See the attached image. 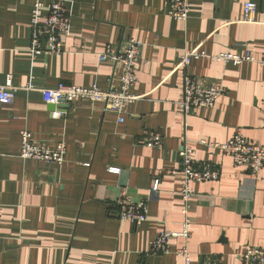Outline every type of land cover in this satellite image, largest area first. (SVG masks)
Wrapping results in <instances>:
<instances>
[{"label":"crops","instance_id":"obj_1","mask_svg":"<svg viewBox=\"0 0 264 264\" xmlns=\"http://www.w3.org/2000/svg\"><path fill=\"white\" fill-rule=\"evenodd\" d=\"M34 1L0 0V85L10 75L19 88L10 104H0V264H182L174 253L149 250L160 231L180 229L177 152L184 140L195 162H210L222 173L216 181L190 184L191 264L213 258L241 264L246 246L264 250V165L253 176L210 146L237 130L264 145V66L214 59L222 52L264 56V0H189L185 21L168 16L166 0H60L70 15L62 51L32 56ZM245 2L257 4L252 22L243 20ZM128 38L142 43L132 89L139 97L121 122L101 103L83 99L50 110L37 89L25 88L62 82L117 89L122 68L99 62L97 54ZM185 50L204 56L182 68ZM185 74L221 84L212 107L184 115ZM23 130L50 147L63 143V162L20 158ZM152 133L162 137L161 148L143 144ZM121 198L147 200V219H119ZM181 245L171 241L172 249Z\"/></svg>","mask_w":264,"mask_h":264},{"label":"built area","instance_id":"obj_2","mask_svg":"<svg viewBox=\"0 0 264 264\" xmlns=\"http://www.w3.org/2000/svg\"><path fill=\"white\" fill-rule=\"evenodd\" d=\"M167 14L169 17L185 21L189 17V0H166ZM243 20L252 22L255 19L257 4L245 2L243 4ZM30 39L29 52L32 56L38 54L50 55L62 51L64 38L70 31V15L60 0H52L46 5L42 0H35L30 12ZM142 43L139 39L128 38L119 44H107L102 52L97 54L99 62L109 61L114 66L122 68L117 89H101L96 84L89 87L77 86L74 84H64L59 82L54 88L35 87L28 84L27 90L37 89L42 100L46 104L58 106H71L73 101L83 99L91 103H101L104 111L117 115V121L123 120L126 107L133 103L139 96L132 93L136 84V68L141 54ZM204 56L203 52L196 50H185L179 59V65L185 68L191 59ZM217 61L240 64L242 62H257L264 66V56L255 58L246 51L242 54L222 52L214 56ZM19 90L13 86L11 76H7L4 84L0 85V104H10ZM221 84L216 82H204L198 77H183L182 97L179 105L187 115L196 108H210L214 105L219 96L223 93ZM63 109V108H62ZM59 112L51 116L58 115ZM200 143H205L202 140ZM143 144L148 147H162V137L158 133L147 135L143 139ZM217 147L231 158L234 167L244 166L253 176L258 175L264 165V145L247 140L243 134L237 130L231 138L223 144H210ZM65 145L63 143L50 147L47 144L32 138L31 133L23 130L20 138L19 157L23 159H33L47 163L61 164L64 160ZM178 154L181 161L182 183L179 190L183 207L181 209L182 219L180 229L176 231L162 230L153 239L150 245L152 254L174 253L182 259V264H191V255L187 242L191 235V219L189 217V202L194 198L195 193L191 189L192 182L216 181L221 176V171L210 162L198 164L192 158L193 147L186 141L181 144ZM111 172H118V168H109ZM158 179L155 180L151 194L158 189ZM115 215L125 221L134 224L147 219V200L132 202L128 198H121L116 202ZM181 239L182 245L172 249L171 241ZM241 264H264V250L259 247L248 245L240 254ZM200 264H220L217 260L209 259Z\"/></svg>","mask_w":264,"mask_h":264},{"label":"water","instance_id":"obj_3","mask_svg":"<svg viewBox=\"0 0 264 264\" xmlns=\"http://www.w3.org/2000/svg\"><path fill=\"white\" fill-rule=\"evenodd\" d=\"M47 107H48L50 110H54V109H55L56 107H58V106H54V105H52V104H48ZM67 107H68L67 105L62 106L63 109H65V108H67ZM177 154H178V152H177ZM178 156H179V154H178ZM179 159H180V156H179Z\"/></svg>","mask_w":264,"mask_h":264}]
</instances>
